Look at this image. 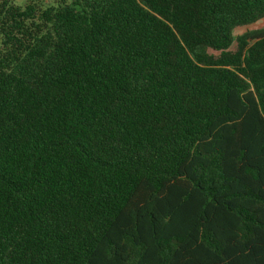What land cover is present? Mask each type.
<instances>
[{"label": "trees", "instance_id": "1", "mask_svg": "<svg viewBox=\"0 0 264 264\" xmlns=\"http://www.w3.org/2000/svg\"><path fill=\"white\" fill-rule=\"evenodd\" d=\"M264 0H0V264H264Z\"/></svg>", "mask_w": 264, "mask_h": 264}, {"label": "rangeland", "instance_id": "2", "mask_svg": "<svg viewBox=\"0 0 264 264\" xmlns=\"http://www.w3.org/2000/svg\"><path fill=\"white\" fill-rule=\"evenodd\" d=\"M57 1L58 0H14L15 4L18 6H21V7H24L26 4H28L30 2H38L41 5L50 6V5H55L57 3ZM263 28H264V18L262 20L256 22L255 24L237 28L234 31V35L237 37V36H241L247 32L260 30Z\"/></svg>", "mask_w": 264, "mask_h": 264}]
</instances>
